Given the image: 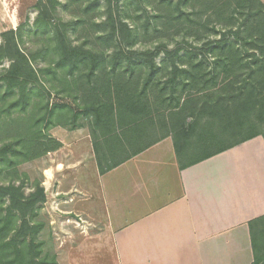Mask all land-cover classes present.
I'll return each instance as SVG.
<instances>
[{"label":"trees","instance_id":"16d2710c","mask_svg":"<svg viewBox=\"0 0 264 264\" xmlns=\"http://www.w3.org/2000/svg\"><path fill=\"white\" fill-rule=\"evenodd\" d=\"M114 1L92 0L84 10L96 4L110 14L112 28L100 39L107 42L111 56L71 40L82 21H56L62 6L59 0H38L35 5L38 16L28 34L45 41L41 48L28 53L21 49L23 25L1 34L0 64L9 61L10 66L0 75V130L12 136L0 140V264H58L46 247L49 226L43 214L47 202L43 182L19 170L62 147L48 135L56 126L74 130L81 126L80 117L88 120L101 174L170 136L181 168L197 164L249 140L251 136L243 134L251 127L246 120L251 116L260 125L256 136L264 137L261 0H210V12L204 11L197 19L186 10L188 0H161L167 13L155 18L178 27L182 46L166 50L160 65L143 56L135 62L122 57L120 45L132 48L138 31L130 30L122 19L113 20ZM190 37L201 43L203 59L190 50ZM211 52L213 59L208 63L205 58ZM43 58L49 64L36 69L34 64ZM43 79L61 82L60 90L52 88L56 93H74L68 95L73 101L79 99L78 93H86L79 112L66 104L50 106ZM243 93L262 98L249 104L252 97ZM222 113L229 119V129L216 133L200 126L205 118H220ZM190 135L198 137L197 141L180 142ZM249 231L252 264H264V216L250 221Z\"/></svg>","mask_w":264,"mask_h":264},{"label":"crops","instance_id":"0c3cea01","mask_svg":"<svg viewBox=\"0 0 264 264\" xmlns=\"http://www.w3.org/2000/svg\"><path fill=\"white\" fill-rule=\"evenodd\" d=\"M25 9L23 0H0V32L22 25ZM247 96L249 104L262 98ZM248 119L249 140L197 164L181 168L170 136L106 174L88 126L55 128L62 147L47 156L45 188L53 230L68 236L57 247L59 264L75 251L122 264H252L249 222L264 216V137ZM204 125L222 133L230 122L222 113Z\"/></svg>","mask_w":264,"mask_h":264},{"label":"rangeland","instance_id":"374dc122","mask_svg":"<svg viewBox=\"0 0 264 264\" xmlns=\"http://www.w3.org/2000/svg\"><path fill=\"white\" fill-rule=\"evenodd\" d=\"M36 1L38 2V0H23V7L25 6L26 8V17L22 19L25 38L21 44V49L26 53L41 48L45 43V41L40 39V37H34L28 34V30L33 29V24L38 16V11L35 9V6L32 7ZM59 1L62 6L59 9L56 21H74V23H76V21H82L75 27V30L70 35L71 40H73L75 44L86 43L87 45L93 46L97 49L104 50L105 54L111 56L113 52L108 49L107 42L100 39L101 35H107L112 28V23L108 21L110 14L106 11V9L103 7L99 9L98 5L95 4L93 7H90L89 10L84 11L86 6L89 5L92 0ZM226 1L227 0H223V3H226ZM210 4V0H188V6L186 10L193 14V19H197L198 15L203 14ZM230 6L228 8H224L225 12L230 10ZM111 8V16L116 23L118 19H122L127 23V26L130 30H133L134 32L138 31V36L136 39L132 40L134 43L130 41V43L134 44L132 48H128L126 43L120 45V49L123 53L122 57L126 58L127 60L135 62L138 61L137 58L143 56L149 60H153L157 65H160L166 57V50L173 51L174 49L182 46V44H179L182 38L178 32V27L174 23L170 22H168L169 25L167 26L165 24L167 20L163 21V19L160 20L155 18L161 14L167 13V7L161 0H117L112 3ZM16 10L17 5L16 7L14 6V8L12 7V12L10 14H15ZM207 11L210 12L209 10ZM162 21L163 23H161ZM213 21H216L215 17L213 18ZM216 23H218V21H216ZM196 29L199 28L197 27ZM1 34L2 33L0 32V45L2 43ZM165 45H168L167 48L164 47ZM189 45L193 47L190 48L192 53L198 54V59H203L202 57L204 56L201 54V43L195 40V38L190 37ZM50 57V59L53 60V56ZM212 59L213 53L211 52L207 55L205 60L209 63L212 61ZM49 62V59L43 58L37 64L35 63L34 67L36 69L46 67ZM9 66V61H4L2 64H0V75L3 74L4 70L9 68ZM45 83L47 89L49 90V97L46 100H49L50 106L53 104H66L70 105L75 111L79 112V107L82 106L83 96L86 95V93H78L79 99L77 101H73V97L70 99L68 95H73L74 93H56V91L52 88L54 86L57 88V91L60 90L62 88L61 82L53 81L48 83L45 81ZM2 92L3 91H0V93ZM78 124L87 126L89 122L84 117H80L78 119ZM60 127L64 128L62 126H56L49 131L48 135L50 134L53 137V130ZM11 136L12 134L10 132L7 133L6 131L0 130L1 141L9 139ZM49 154L47 156H49ZM47 156L20 166V172L27 173L31 180L38 179L42 181L43 186L46 187L47 176L45 170L52 164L50 161H47ZM47 202L43 210V214L49 226L48 232L45 235V240L47 241L46 247L52 256H56V261L59 264L57 247L59 244H62V241H64L68 236L65 235L63 238V235L58 236L57 233L54 232L53 226L50 223V215L48 212H46V208L48 206ZM57 205L58 204L56 203L55 206ZM75 226L77 227L76 223ZM88 256L89 255L80 257L78 252L75 251L71 253L66 259H64V262L66 264H122L120 259L117 260L112 257L92 259L88 258Z\"/></svg>","mask_w":264,"mask_h":264},{"label":"built area","instance_id":"2783aa9c","mask_svg":"<svg viewBox=\"0 0 264 264\" xmlns=\"http://www.w3.org/2000/svg\"><path fill=\"white\" fill-rule=\"evenodd\" d=\"M70 201H73L72 199H70Z\"/></svg>","mask_w":264,"mask_h":264}]
</instances>
